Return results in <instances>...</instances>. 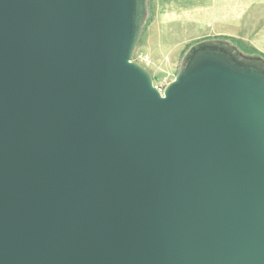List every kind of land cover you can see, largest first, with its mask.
Masks as SVG:
<instances>
[{
  "label": "water",
  "instance_id": "water-1",
  "mask_svg": "<svg viewBox=\"0 0 264 264\" xmlns=\"http://www.w3.org/2000/svg\"><path fill=\"white\" fill-rule=\"evenodd\" d=\"M129 0H0V264H264V81L161 95Z\"/></svg>",
  "mask_w": 264,
  "mask_h": 264
},
{
  "label": "rangeland",
  "instance_id": "rangeland-1",
  "mask_svg": "<svg viewBox=\"0 0 264 264\" xmlns=\"http://www.w3.org/2000/svg\"><path fill=\"white\" fill-rule=\"evenodd\" d=\"M129 1L134 32L127 62L159 93L206 68L241 76L261 74L264 81V60L255 56L252 47L220 38H203L212 35L206 21L219 0ZM247 1L233 0L234 11L249 10V14L256 13L257 22L264 21V0ZM243 5L246 6L241 8ZM194 12L199 18L195 23ZM261 111L264 113V102Z\"/></svg>",
  "mask_w": 264,
  "mask_h": 264
},
{
  "label": "crops",
  "instance_id": "crops-1",
  "mask_svg": "<svg viewBox=\"0 0 264 264\" xmlns=\"http://www.w3.org/2000/svg\"><path fill=\"white\" fill-rule=\"evenodd\" d=\"M232 1L219 0L216 5L213 4L215 11L210 13L206 21L209 23L207 30L212 35L203 38H221L248 45L253 48L256 57L264 60V21L257 22L256 13L249 14V10H245L243 13L242 10L238 11L240 9L238 8L234 11ZM246 5L241 6V8ZM198 6L202 7L201 5ZM194 7L196 8V6ZM195 12L193 13V23L199 21Z\"/></svg>",
  "mask_w": 264,
  "mask_h": 264
},
{
  "label": "built area",
  "instance_id": "built-area-1",
  "mask_svg": "<svg viewBox=\"0 0 264 264\" xmlns=\"http://www.w3.org/2000/svg\"><path fill=\"white\" fill-rule=\"evenodd\" d=\"M161 95H164V93H160Z\"/></svg>",
  "mask_w": 264,
  "mask_h": 264
},
{
  "label": "trees",
  "instance_id": "trees-1",
  "mask_svg": "<svg viewBox=\"0 0 264 264\" xmlns=\"http://www.w3.org/2000/svg\"><path fill=\"white\" fill-rule=\"evenodd\" d=\"M221 39V38H220ZM224 40H226V39H224Z\"/></svg>",
  "mask_w": 264,
  "mask_h": 264
}]
</instances>
